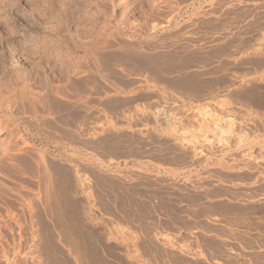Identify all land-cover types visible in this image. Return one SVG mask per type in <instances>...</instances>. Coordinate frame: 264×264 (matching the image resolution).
Wrapping results in <instances>:
<instances>
[{
  "label": "rangeland",
  "instance_id": "1",
  "mask_svg": "<svg viewBox=\"0 0 264 264\" xmlns=\"http://www.w3.org/2000/svg\"><path fill=\"white\" fill-rule=\"evenodd\" d=\"M0 130V264H264V0H0Z\"/></svg>",
  "mask_w": 264,
  "mask_h": 264
},
{
  "label": "bare ground",
  "instance_id": "2",
  "mask_svg": "<svg viewBox=\"0 0 264 264\" xmlns=\"http://www.w3.org/2000/svg\"><path fill=\"white\" fill-rule=\"evenodd\" d=\"M102 39H103V38H102ZM101 41H102V40H101ZM98 43H100V42H98ZM101 43H103V42H101ZM101 43H100V44H101ZM151 65H152V64H151ZM156 65H158V64H156ZM152 66H155V65H152ZM157 68H158V67H157ZM89 82H90V81H89ZM83 83H84V82H83ZM92 83H93V81H92ZM88 84H89V83H88ZM86 87H87V86H86ZM89 87H90V85H89ZM81 88H82V87H81ZM83 88H84V87H83ZM51 101H52V100H51ZM49 104H50V103H49ZM0 134H1V130H0ZM1 143H2V142H1ZM9 147H10V146H9ZM6 149H7V148H6ZM6 149H5V150H6ZM8 149H9V148H8ZM8 149H7V150H8ZM22 151H23V150H22ZM23 152H24V151H23ZM40 152H41V151H40ZM40 152H37V153H40ZM43 153H44V152H43ZM40 154H41V153H40ZM37 156H38V155H37ZM37 156H36V157H37ZM39 156H40V155H39ZM45 156H46V154H45ZM41 157H43V156L41 155L40 158H41ZM22 158H23V159H22ZM25 159H27V157H26V158H25V157H21L20 160L18 159V164H19L21 167H23L24 169L29 170L28 172H30L31 170H32V172H35V173H36V174L34 173V174H35V177H36V176H38V177L41 176V177H40L41 180H42V178L44 177V179H45V181H46V184H45L44 181H43V182H44L45 186L47 187V189H46V188H45V189H46V191H49V190H48V187L51 185V182H52L53 180L51 179L52 177H51V175H50V173H49V172H50L49 169L47 170V166H46L45 164L43 165V164L41 163L43 166H46V167H43V168H39L40 170H42V169L45 168L44 171L42 170V172H43V173H42V172L38 169V167L35 168V167L33 166L35 169H34V168H33V169L31 168L33 164H34V165H38V164L40 163V161H39V162H36V161H33L32 159H28L29 161L32 160V161L29 162L28 160H25ZM33 159H35V158H33ZM16 160H17V159H16ZM16 160H15V161H16ZM35 160H36V159H35ZM37 160H38V158H37ZM40 160H41V159H40ZM41 161H42L43 163H46V161H45L44 158H42ZM44 161H45V162H44ZM11 163H12V162H11ZM15 163H16V162H15ZM41 164H39V166H41ZM12 165L14 166V164H12ZM13 166H12V167H13ZM20 166H19V167H20ZM10 167H11V166H10ZM16 167H17V166H16ZM13 168L15 169V167H13ZM11 169H12V168H11ZM14 169H12V170H14ZM30 169H31V170H30ZM21 170H22V169H21ZM34 170H35V171H34ZM10 172H11V171H10ZM12 172H17V171L14 170V171H12ZM18 172H19V170H18ZM20 172H21V171H20ZM28 172H27V173H28ZM14 174H15V173H14ZM28 175H29V174H28ZM41 187H42V185H41ZM52 188H53V186H51V188H49V189H52ZM71 188H72V187H71ZM43 189H44V187H43ZM68 189H69V188H68ZM47 194H48V193H47ZM47 194H46V195H47ZM46 195H45V196H46ZM68 217H69V216H68ZM64 219H66V217H65Z\"/></svg>",
  "mask_w": 264,
  "mask_h": 264
},
{
  "label": "crops",
  "instance_id": "3",
  "mask_svg": "<svg viewBox=\"0 0 264 264\" xmlns=\"http://www.w3.org/2000/svg\"><path fill=\"white\" fill-rule=\"evenodd\" d=\"M183 164H184L183 166L185 168L186 167L185 162ZM173 170H174L173 171L174 175H173L172 178H174V179L184 178L186 173L183 172V174H180V172L176 171L175 168ZM228 201H230V195H222V197L218 200V202H228ZM255 205L256 206H261V205L264 206V202H263V200L257 199L256 202H255ZM253 234H257L259 236H262V238L264 239V232L262 234H259V233H253ZM262 250L264 251V248ZM184 257L187 258V259H190V260L196 258V257L191 256V255H184ZM215 260L218 261V262L220 261L221 264H228L226 261L229 260V259H219V258L216 257Z\"/></svg>",
  "mask_w": 264,
  "mask_h": 264
}]
</instances>
